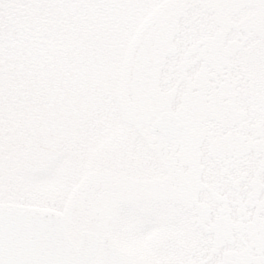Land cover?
Listing matches in <instances>:
<instances>
[{"label":"snow or ice","instance_id":"snow-or-ice-1","mask_svg":"<svg viewBox=\"0 0 264 264\" xmlns=\"http://www.w3.org/2000/svg\"><path fill=\"white\" fill-rule=\"evenodd\" d=\"M0 264H264V0H0Z\"/></svg>","mask_w":264,"mask_h":264}]
</instances>
